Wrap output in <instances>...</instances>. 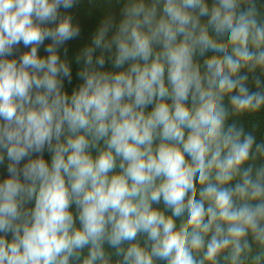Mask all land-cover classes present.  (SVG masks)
Listing matches in <instances>:
<instances>
[{
  "label": "clouds",
  "instance_id": "obj_1",
  "mask_svg": "<svg viewBox=\"0 0 264 264\" xmlns=\"http://www.w3.org/2000/svg\"><path fill=\"white\" fill-rule=\"evenodd\" d=\"M80 2L0 0V264H264V0Z\"/></svg>",
  "mask_w": 264,
  "mask_h": 264
},
{
  "label": "trees",
  "instance_id": "obj_2",
  "mask_svg": "<svg viewBox=\"0 0 264 264\" xmlns=\"http://www.w3.org/2000/svg\"><path fill=\"white\" fill-rule=\"evenodd\" d=\"M70 11L72 12L74 22L79 23L82 29L80 38L67 42L69 48L68 54L72 56L90 39L99 23L107 15H117L119 13V6L116 0H111V2L109 0H96L95 3H92L91 0H81L80 4ZM48 42V40L45 41L46 44ZM38 54H46L43 47L38 50ZM242 123L246 130H251L257 135L258 142L264 140V118L262 116L244 117Z\"/></svg>",
  "mask_w": 264,
  "mask_h": 264
}]
</instances>
